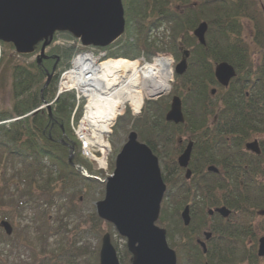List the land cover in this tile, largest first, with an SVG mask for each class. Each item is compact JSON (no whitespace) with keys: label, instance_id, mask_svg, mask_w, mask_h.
Segmentation results:
<instances>
[{"label":"trees","instance_id":"1","mask_svg":"<svg viewBox=\"0 0 264 264\" xmlns=\"http://www.w3.org/2000/svg\"><path fill=\"white\" fill-rule=\"evenodd\" d=\"M256 2L122 0L124 33L109 45L96 48V51H104V57L135 59L143 55L147 60L156 52L164 51L177 59L181 47L190 50L187 70L174 75L180 84L170 90V95L181 97L185 121L179 124L166 121L169 95L160 96L145 99L138 115H132L127 109L118 116L110 135L113 144H120L127 133L134 130L138 140L146 143L157 156L166 190L156 224L165 229L177 264H264V257L256 253L257 237L264 233V48L259 61L254 63L241 22L244 16L256 20L253 39L263 45L262 9L255 7ZM177 5L182 9L176 10ZM200 21L207 23L205 44H200L192 34ZM164 25L171 30L156 39L149 37L150 32ZM57 36L72 38L68 32L57 31L45 48L46 58L40 63L32 59L11 64L13 101L9 107L0 109V156L21 165L16 172L20 196L17 207L20 211L25 208L37 211L38 218L34 217L33 221L42 220L45 207L55 205L72 218L76 209L67 206L65 195L82 192L88 196L103 185L98 178L82 173L84 169L97 176L99 171L79 154V144L71 138L73 93L59 94L50 110L38 109L42 103L52 101L58 76L77 51L74 45L54 43ZM3 45L13 48L11 43L0 41V47ZM40 46L41 42L37 43L34 52H38ZM30 56L22 54V57ZM2 58L0 49V63ZM219 61H227L236 68L237 74L227 87H221L214 78L213 67ZM48 73H52L51 78L43 87ZM214 86L215 93L211 94ZM252 138L259 140V155L244 148L245 142ZM189 140L193 143L189 161L192 174L186 179L176 156L182 144ZM70 143L75 148L72 163L68 161ZM212 164L218 172L207 170ZM110 168H113L111 159ZM3 181L13 182L10 178ZM186 204L191 215L187 226L180 217V210ZM220 205L231 210L227 218L217 213L208 214L209 208ZM71 206L75 204L72 202ZM41 208L42 214L39 213ZM88 214L93 232L99 231L97 235L103 225L113 230L111 223L97 216L94 207H90ZM259 215L258 223H254ZM207 224L212 235L203 252L195 235ZM34 230L40 234L42 227L35 224ZM43 231L47 232V228L43 227ZM53 233L62 237L59 227ZM6 239L9 237L0 228V241ZM57 249V252L49 250L53 252L51 259L41 260L39 264H51L49 261L63 253L60 244ZM43 253L45 255V251ZM95 253V264H98V253ZM119 260L121 264H130L126 246Z\"/></svg>","mask_w":264,"mask_h":264},{"label":"water","instance_id":"2","mask_svg":"<svg viewBox=\"0 0 264 264\" xmlns=\"http://www.w3.org/2000/svg\"><path fill=\"white\" fill-rule=\"evenodd\" d=\"M124 25L122 0H0V41L11 43L21 54L32 53L35 45L41 42L37 63L46 58L45 48L56 31L70 33L84 46L104 47L124 32ZM206 30V21H200L193 29L200 44H205ZM188 56L189 51L184 49L174 65L175 74L186 71ZM213 73L216 81L226 87L236 70L229 62L219 61L214 65ZM51 74L48 73L43 87L48 84ZM214 92L215 88L211 90ZM164 118L175 124L184 122L179 95L171 97ZM70 145L73 148V143ZM244 147L254 154L260 153L257 139L245 142ZM191 150L192 141H188L176 159L180 167L186 168L187 179L191 175L188 168ZM72 155L73 152L68 155L69 163H72ZM207 170L217 172L218 168L209 165ZM82 173L92 177L84 169ZM165 190L157 156L146 143L138 140L134 130L129 131L115 156L112 174L104 182L103 197L94 205L97 216L111 223L118 235L125 238L131 254L130 264H177L165 229L156 224ZM213 212L227 217L231 211L223 205L208 210L209 214ZM180 216L183 224L188 225L189 205L183 207ZM0 226L7 235L11 234L12 226L7 220H0ZM203 235L207 240L211 232L205 231ZM205 240L197 239L203 252L206 251ZM257 255L264 256V234L258 238ZM98 264H120L108 231L101 235Z\"/></svg>","mask_w":264,"mask_h":264},{"label":"rangeland","instance_id":"3","mask_svg":"<svg viewBox=\"0 0 264 264\" xmlns=\"http://www.w3.org/2000/svg\"><path fill=\"white\" fill-rule=\"evenodd\" d=\"M172 3V7L173 4ZM256 8L258 7L261 10L263 7V11L261 10V24L263 27V34H264V0L256 2ZM176 10L182 9V6H176ZM256 20L250 17H242V32L243 37L247 42H249L250 52L253 56L254 63L259 61V55L262 48H264V44L260 45L259 43L255 42L253 39L254 35V22ZM126 25V24H125ZM126 27V26H125ZM168 25H164L158 31H154L153 33L149 34L151 39H156L159 36H163L164 33L170 31ZM57 41L54 40L56 44H70L74 45L77 48V51L72 55L71 61L74 59L75 55L81 51L79 47H83L82 43H77L75 38H69L65 36H57ZM164 38V37H163ZM87 49L88 46L86 47ZM3 58L0 63V109L7 108L11 105L13 101L12 97V90H11V64L14 62H24L30 61L35 58L38 52H34L33 55L30 57H22L16 55L15 51L8 45H3L1 47ZM84 50V49H83ZM181 51V49H180ZM163 55L172 57V70L174 68V57L171 55L170 52H156L155 55ZM46 55V54H45ZM95 56V54H94ZM180 57V55H178ZM96 57V56H95ZM104 57V56H102ZM151 58V61H152ZM100 58H97V60ZM141 63L143 60H140ZM150 61V60H149ZM146 61V62H149ZM71 65V64H70ZM174 74V71H173ZM176 84H180V81L175 80L172 77L171 86H175ZM168 88L163 93H160L161 97H165L169 95V102L173 95H170L172 88ZM216 87V86H214ZM171 89V91H170ZM181 89V87H180ZM219 89L218 91H220ZM170 91V92H169ZM169 92V93H168ZM74 138L73 135L71 137ZM110 139V138H109ZM126 140V138H125ZM122 141L116 144H113L110 139V152L108 158L113 160L115 157V153L120 150L122 144L125 142ZM1 157V156H0ZM264 161L262 162V165ZM160 165V164H159ZM21 165L16 162L14 159L11 158H3L1 157L0 162V197H3V200L0 199V219H6L12 226V232L8 236V242L4 244H0V263H7V264H39V261L50 258L51 253L48 252L49 250H53L54 252L59 251L57 249V245L63 246L62 254H58L57 257L49 261L51 264H95V252L99 251L101 235L108 231L111 235V240L116 247L118 255L122 254V251L125 246V238L118 235V233L113 228L110 231L107 226L103 225L101 228V232L99 235L98 230H92L91 225V218L89 217V210L90 207H94V203L103 197V187L101 185L99 189L92 190L88 196H85L84 193L78 192L75 195H65V199L67 206L76 209V214L72 218H68L65 216L63 210L60 206L55 205L53 207H45V214L40 215L42 220L33 221L32 219L35 217L38 218L37 211H33L31 209H20L17 207V201L19 200L20 196L18 194L17 189V181L19 177L16 172L20 171ZM101 179H103V175H101ZM5 178H10L13 182L10 181H3ZM7 187V189H6ZM73 196V197H72ZM74 203L75 206H71V203ZM42 208L39 209V213L42 214L44 211ZM21 213V215L19 214ZM260 215L255 218L254 223H258ZM45 218V220H44ZM38 222V223H35ZM198 223V221H196ZM35 224H39L42 227L40 234L35 232L34 226ZM59 225V226H58ZM43 227L47 228V232L43 231ZM59 227V231L62 234L61 238H58L57 235H54L53 230ZM210 224H207L205 227L203 226L199 230V234L195 235V238L199 237L203 239V231L209 230ZM258 232V231H257ZM264 234V233H262ZM262 234H259L261 236ZM258 236V237H259ZM257 237V239H258ZM256 248H257V240H256ZM33 254H32V252ZM45 251V255L44 252ZM84 251V252H81ZM70 252V254H67ZM47 253V254H46ZM69 256V258H68ZM2 263V264H3ZM46 264V263H45ZM121 264V263H120Z\"/></svg>","mask_w":264,"mask_h":264},{"label":"built area","instance_id":"4","mask_svg":"<svg viewBox=\"0 0 264 264\" xmlns=\"http://www.w3.org/2000/svg\"><path fill=\"white\" fill-rule=\"evenodd\" d=\"M94 54L92 51L84 50L75 55L70 62L71 65L60 74L56 95L67 91L74 93L75 106L71 116L73 134L80 147L83 148L82 155L95 160L100 169H106L110 150L109 134L117 115L123 113L126 104L132 113L139 112L141 105L135 106L136 104L131 101L132 98H128L124 93L127 81H117V85L113 90H110L109 96L107 95V89L114 86L113 83L115 82L99 81L98 70L102 61L105 60H97L103 53L95 54L96 57ZM138 89L140 90L135 92H140L142 88ZM95 97L105 101H100L96 107L92 103ZM123 98V104L118 106L115 111L113 109V113L110 112L111 101ZM81 102H83L81 114L76 119L75 115Z\"/></svg>","mask_w":264,"mask_h":264},{"label":"bare ground","instance_id":"5","mask_svg":"<svg viewBox=\"0 0 264 264\" xmlns=\"http://www.w3.org/2000/svg\"><path fill=\"white\" fill-rule=\"evenodd\" d=\"M54 34L55 32L53 33V36ZM57 38L58 37L55 38L56 41ZM98 73L100 79L99 81L115 82L113 83L114 86H111L107 89L108 96L111 92L110 90H113V88L117 85V81H127L125 83L126 86L124 89V93L126 94V96H128V98H132L131 101L136 104L135 106H138L141 104V101L144 98V94L148 96L154 95L157 93L164 92L170 87L171 80L173 77L172 58L168 56L157 55L152 59V61H143L142 63L140 60H128L122 57H119L118 59H106L105 61H102ZM134 86H136V88H134ZM133 88L134 90H132ZM138 88H142L141 91L135 92L140 90ZM135 95L137 97H134ZM100 101L104 102L105 100H99V98L95 97V100L92 101V103L94 106L98 107ZM123 101L124 98L121 100L111 101L112 105L110 108V112L112 111L113 113L116 109H118V106L122 105ZM77 112H80V110L78 109ZM70 149L71 152L74 153V145L73 148L70 145ZM78 149L79 154L82 157H84L85 159H89L82 155L83 148H81L80 145ZM96 167L97 169H100L98 165Z\"/></svg>","mask_w":264,"mask_h":264},{"label":"flooded vegetation","instance_id":"6","mask_svg":"<svg viewBox=\"0 0 264 264\" xmlns=\"http://www.w3.org/2000/svg\"><path fill=\"white\" fill-rule=\"evenodd\" d=\"M262 9H263V8H262ZM181 53H182V52H181ZM180 57H181V55H180ZM180 57L176 60V62L180 59ZM257 140H258V139H257ZM258 143H259V140H258ZM184 146H185V144H182V149L184 148ZM259 147H260V145H259ZM182 149H181V151H182ZM260 150H261V149H260ZM181 151H180V152H181ZM180 152H179V153H180ZM260 152H261V151H260ZM179 153H178V154H179ZM188 168H190V167H189V164H188ZM191 171H192V170H191ZM184 172H185V168H183V175H184ZM209 230H210V229H209ZM205 231H206V230H205ZM203 233H204V231H203ZM197 239H200V238H199V237L195 238L196 241H197ZM6 241H7V240H6ZM206 242H207V240H206Z\"/></svg>","mask_w":264,"mask_h":264}]
</instances>
